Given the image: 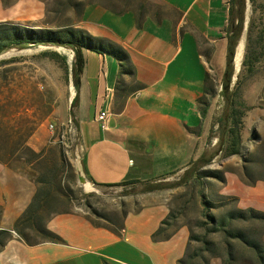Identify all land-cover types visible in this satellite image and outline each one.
Here are the masks:
<instances>
[{
	"label": "crops",
	"instance_id": "obj_1",
	"mask_svg": "<svg viewBox=\"0 0 264 264\" xmlns=\"http://www.w3.org/2000/svg\"><path fill=\"white\" fill-rule=\"evenodd\" d=\"M239 1L86 0L103 5L110 17L120 16L115 21L120 33H125L120 34V42L95 37L89 29L87 33L120 53L84 48L77 83L72 77L73 62L67 73L60 64V75H70L71 79L67 97L50 101L47 115L34 123L32 113L39 109L8 107L7 113L0 115V142L14 143L22 135L24 144L34 150L51 153L60 164L64 160L60 179L71 187L73 183L80 186L76 146L87 176L101 189L124 181L169 179L189 166L185 162L193 157V145V155H203L207 144L216 142L217 135L211 129L218 124L213 116L229 70ZM244 3L251 13L250 0ZM83 24L82 12L70 23L77 29ZM243 40L241 36L237 42L235 57ZM73 54L74 50L72 59ZM235 60L231 75L240 70ZM50 62L58 66L55 60ZM193 87L199 88V95H193ZM201 90L205 91L203 101ZM193 102L201 120L196 130L189 119ZM101 111L108 113L106 128L98 120ZM9 157V149L0 150V160ZM27 169L0 161V228L12 233L0 246V264H71L85 256L103 264H178L185 255L189 242L186 226L167 239L153 238L170 212L167 194L155 192L142 193L125 207L121 233L95 224L99 218L86 205L82 211L47 215V227L62 238L61 242L40 240L37 235L40 242L27 243L15 230L16 220L38 189Z\"/></svg>",
	"mask_w": 264,
	"mask_h": 264
},
{
	"label": "trees",
	"instance_id": "obj_2",
	"mask_svg": "<svg viewBox=\"0 0 264 264\" xmlns=\"http://www.w3.org/2000/svg\"><path fill=\"white\" fill-rule=\"evenodd\" d=\"M5 4H9L4 1ZM65 6L73 5L76 9L83 1L68 0ZM244 0L239 1L243 8ZM251 15L247 30L246 44L241 61V67L232 91L227 95L228 104L223 114L218 118L220 132L223 135L221 152L223 157L241 154L244 144L249 138H257L253 149L244 155L245 162L240 171L242 180L250 185L264 180V137L254 128L257 119H264V0H250ZM77 11H82V8ZM239 24L231 36L228 56L229 70L224 75V87L230 86L233 75L232 68L234 54L244 22L242 13ZM49 23V22H48ZM59 44L74 50L72 64L74 82L78 81V73L82 68L84 48L101 53L111 52L118 55L120 50L114 48L103 39H96L91 35L74 28L72 25H57L55 27L34 28L26 27L12 21H0V53L7 49L26 48L38 44ZM118 52V53H117ZM41 55L55 60L63 68L69 70L67 59L57 51H45ZM255 85L253 95L248 89ZM8 105L0 100V115L8 111ZM251 121V122H250ZM1 139H5L1 137ZM10 150V157L0 161L10 166L28 168V172L37 182L38 189L32 202L15 222V230L29 244L49 240L61 242L62 238L47 227L46 220L49 213L67 212L73 199H80L69 184L62 183L60 175L65 170V161L60 164L51 153L45 150L36 151L24 144L23 136L15 138L14 143H1L0 150ZM14 152V153H11ZM218 154V153H216ZM6 155V154H5ZM203 155L194 161L190 171H187L177 186H184L189 191L180 193L170 203V212L162 221L161 226L153 234L155 240L167 239L180 227V217L192 216L187 214L191 207L198 209V215L185 224L189 230V242L185 255L178 264H210L213 258H219L222 264H264V212L255 208H241L237 205V196L212 197L209 185L214 179L221 183L227 181L224 169L202 168L199 163L204 161ZM213 158V156H212ZM211 160V159H210ZM190 165V164H189ZM175 174V173H173ZM139 181H124L115 185L135 184ZM169 181H147L145 191L168 188ZM220 185V184H219ZM87 199V207L97 218H104L95 224L109 227L117 233L124 228L123 219L127 215L124 207L122 218L111 219L99 213L88 202L89 193H82ZM188 196V197H187ZM176 199H180L179 206L174 207ZM120 219H122L120 221ZM200 231H195V227ZM37 235L42 239H38ZM12 237L9 230L0 228V246L3 247Z\"/></svg>",
	"mask_w": 264,
	"mask_h": 264
},
{
	"label": "rangeland",
	"instance_id": "obj_3",
	"mask_svg": "<svg viewBox=\"0 0 264 264\" xmlns=\"http://www.w3.org/2000/svg\"><path fill=\"white\" fill-rule=\"evenodd\" d=\"M6 1L9 4H5ZM68 0H0V19H7L22 26L40 28L44 27H55L57 25H68L72 22V19H77L78 11L82 8L84 24L80 25V31L88 33V29L93 31V36L101 37L105 36L111 39L114 42H120V28L116 26L115 21L120 20V16H109L105 7L101 4H88L84 0V4H80L77 9L73 5L65 6L63 2ZM79 2L81 0H72ZM242 13L244 22L241 26L240 37H244L246 41L247 30L250 20V11L247 10L246 4L243 8L239 6L238 10L235 11L234 17L240 19L237 14ZM126 19L130 18V15L125 16ZM249 19V20H248ZM235 20V21H236ZM240 22V20H238ZM49 22V23H48ZM238 22V23H239ZM247 24V25H246ZM243 27L247 29H243ZM95 33V34H94ZM240 37L238 40H240ZM113 43V42H112ZM246 43V42H245ZM45 51H57L61 55L66 57L67 64L69 69L74 60L71 57L73 49L71 47L59 44H38L26 48L14 47L10 48L6 52L0 54V100L7 107H14L17 111L22 110L23 107L39 109L40 112H33L32 122H37L40 120L43 115H47L46 111L48 108V103L53 101V99H60L62 97L66 98L69 90V85L71 79L70 75H60V71L57 67H61L59 63L56 66L55 62H50V58L41 55ZM65 73L69 70L63 68ZM41 74L38 75V73ZM238 75H233L231 85L228 87L223 86V91L218 97L217 104L215 105V113L213 122L218 124L216 129H211L213 135H217L215 143L207 144V151L203 155L206 157L205 162L202 161L199 163L198 167L202 168H213V169H224L227 181L221 183L219 180L214 179L209 185V188L212 189L211 196H237L239 198L237 205L241 208L252 207L259 211L264 212V180H259L256 184L250 185L245 183L242 180L239 172L242 171L244 160V155H247L254 145H256L257 138H249L245 144L244 149L241 154H235L228 157H223L221 152H218L222 147L221 141L223 135L220 132V125L218 118L223 114L225 107L228 104L227 95L234 88ZM73 77V75H72ZM255 90V85H252L248 89V94L253 95ZM199 88L193 87V95H199ZM205 91L201 90L200 99L203 101V96ZM197 111L196 104H192V112L189 117L190 124L196 130L200 126L201 120L199 119L200 114ZM56 116V114H55ZM17 119L19 117L17 116ZM20 119H23L20 117ZM251 122V121H250ZM254 128L256 131L264 137V119H257L254 123ZM195 148L193 145V154L195 153ZM66 159H69V156L66 152ZM218 153V154H216ZM192 158L187 159L185 164H190L187 168L175 173L166 180L169 181L168 188L156 189L153 191H145L147 183H135V184H124L117 185L114 187L102 189L103 194L89 193L88 202L93 205L99 213L110 217L111 219H119L122 217L124 207H130L134 202V199L142 193L146 192H155L161 194H167L169 198V203L177 197L180 193L189 191L184 186H177L178 182L181 180V177L187 172L190 171V167L193 166L194 161L200 159L203 155L198 154L193 155ZM213 156V158H212ZM211 159V160H210ZM75 160V157H74ZM158 182V181H157ZM160 182V181H159ZM70 186L74 189V192L77 196H81L80 199H73L69 207L76 211L85 210L87 199L82 193L84 192L81 184L80 186ZM220 184V185H219ZM188 197V196H187ZM132 200V201H131ZM129 201V202H127ZM180 199H176L174 207L177 208L180 203ZM85 204V205H84ZM198 209L194 207L189 208L186 212L192 216L198 215ZM95 215V214H93ZM187 216L180 217L178 219L179 227L186 226L185 222L187 220H193L195 217ZM105 220L104 218H99ZM106 221V220H105ZM194 221V220H193ZM195 227V231H200L199 227ZM264 240V235L262 237ZM100 259V258H99ZM221 260L219 258H213L210 264H217ZM71 264H103L100 260L95 261L91 256H85L80 258L74 263ZM139 264H149V262H141ZM245 264V263H244Z\"/></svg>",
	"mask_w": 264,
	"mask_h": 264
},
{
	"label": "water",
	"instance_id": "obj_4",
	"mask_svg": "<svg viewBox=\"0 0 264 264\" xmlns=\"http://www.w3.org/2000/svg\"><path fill=\"white\" fill-rule=\"evenodd\" d=\"M7 50H9V49H7ZM6 51H4V52H6ZM4 52H2V53H4ZM2 53H0V54H2ZM234 58H236L235 54H234ZM75 168H76V173H77L79 183L81 184L84 192L95 193V194H103L104 193V191L97 185L96 181L87 176L86 171L84 169L83 162H82V156L80 154L79 146H76V149H75Z\"/></svg>",
	"mask_w": 264,
	"mask_h": 264
},
{
	"label": "bare ground",
	"instance_id": "obj_5",
	"mask_svg": "<svg viewBox=\"0 0 264 264\" xmlns=\"http://www.w3.org/2000/svg\"><path fill=\"white\" fill-rule=\"evenodd\" d=\"M244 41L245 40H243V42H242V44L240 46L238 55L236 54L237 57H236V60H235V67H236L237 70H239L240 67H241V61H242V57H243V53H244V46H245Z\"/></svg>",
	"mask_w": 264,
	"mask_h": 264
},
{
	"label": "built area",
	"instance_id": "obj_6",
	"mask_svg": "<svg viewBox=\"0 0 264 264\" xmlns=\"http://www.w3.org/2000/svg\"><path fill=\"white\" fill-rule=\"evenodd\" d=\"M107 117H108V113L106 111H101L98 115V120L102 122V126L104 128L108 126Z\"/></svg>",
	"mask_w": 264,
	"mask_h": 264
}]
</instances>
